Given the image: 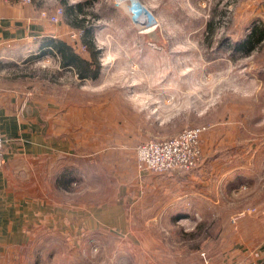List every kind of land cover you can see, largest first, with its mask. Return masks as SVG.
I'll use <instances>...</instances> for the list:
<instances>
[{"label":"rangeland","instance_id":"rangeland-1","mask_svg":"<svg viewBox=\"0 0 264 264\" xmlns=\"http://www.w3.org/2000/svg\"><path fill=\"white\" fill-rule=\"evenodd\" d=\"M262 1L139 0L151 20L140 27L130 12V0H4L23 6L24 16L48 20L58 32L56 39L85 59L91 55L82 37L89 29L87 39L98 63L89 74L97 73L96 78L80 79L72 67H64L55 47L12 68L24 85L32 82V74L40 79L33 88L40 101L49 98V114L72 112L73 118H86L90 133L105 131L102 141L96 134L90 137V148L99 142L105 149L102 158L87 157L98 160V170L89 163L82 174L75 165L86 157L74 149L69 192L73 201H80L83 183L90 196L115 206L120 203L123 211V203L128 207L142 202L156 190L148 179L175 175L188 178L180 189L175 190L176 185L172 189L191 193L197 205L182 208L175 198L149 216H264V72L258 74L264 68V53L245 54L234 48L248 35V28H256ZM78 5L81 11L75 9ZM81 20L83 28L76 25ZM35 93L26 95L35 98ZM196 127L202 132L199 159L192 169L155 174L138 160L143 146ZM207 131L211 144L203 149L201 136ZM74 137V146L80 149L79 133ZM66 181L62 176L58 183L63 186ZM56 197L66 199L59 190ZM135 210L142 216L141 205L128 208L126 215ZM118 211L117 216H124ZM220 224L224 225L191 226L208 230Z\"/></svg>","mask_w":264,"mask_h":264},{"label":"crops","instance_id":"crops-1","mask_svg":"<svg viewBox=\"0 0 264 264\" xmlns=\"http://www.w3.org/2000/svg\"><path fill=\"white\" fill-rule=\"evenodd\" d=\"M23 9L0 0V134L8 140L0 167V264H264V216H149L155 207L173 202L182 208L197 205L191 193L175 191L187 182L185 176L151 178L144 173L156 190L142 202L123 203V211L120 203L90 196L83 183L80 201H73L74 149L86 157L75 165L82 174L89 163L98 170V160L87 157L102 158L105 149L99 142L90 148V137L96 134L102 141L106 134L104 129L90 133L84 116L49 114V98L40 101L33 88L40 79L32 74V82L24 85L12 72L20 62L50 49L51 39L58 36L48 20L24 16ZM257 16L256 28L264 31V1ZM258 45L263 47L250 54L264 53V39ZM76 132L80 149L74 146ZM204 133L201 145L206 149L212 136ZM62 176L68 179L63 186L58 183ZM58 190L64 202L57 199ZM140 205L142 216L137 210L126 215L128 208ZM118 210L124 216H117ZM197 222L224 225L197 230L191 226Z\"/></svg>","mask_w":264,"mask_h":264},{"label":"built area","instance_id":"built-area-1","mask_svg":"<svg viewBox=\"0 0 264 264\" xmlns=\"http://www.w3.org/2000/svg\"><path fill=\"white\" fill-rule=\"evenodd\" d=\"M121 1L126 2L128 0ZM130 12L140 24V27L151 21L149 10L139 0H130ZM51 20L55 23L58 21L55 16H52ZM201 132L202 129L199 127L190 128L172 138L151 142L139 149L137 153L138 160L155 174H164L175 170H190L199 159V137ZM7 141V138L0 134V167L4 163V150Z\"/></svg>","mask_w":264,"mask_h":264},{"label":"trees","instance_id":"trees-1","mask_svg":"<svg viewBox=\"0 0 264 264\" xmlns=\"http://www.w3.org/2000/svg\"><path fill=\"white\" fill-rule=\"evenodd\" d=\"M78 8V9H77ZM81 5H78L75 7L76 10L81 11L82 9ZM76 25L80 27H84V21L81 20L79 22H76ZM248 28V27H247ZM263 30L252 27L251 30L248 28V35L243 38V40H240L235 42L234 48L237 51H243L245 54H250L252 51L256 48L258 43L264 39ZM259 33V36H258ZM89 34V29L85 28L84 30V36L82 37V40L84 43L83 46H88L90 50V59L83 58L80 54H78L75 49L72 48L70 44L63 40L58 39H51L50 47L56 49L57 54L60 56L61 64L64 67H72L78 77L80 79H86V78H96L97 73H93V75H90L89 72L91 69H93L94 65L95 68H98V63L96 59V52L93 48V45L91 42L87 39ZM258 36V37H257ZM94 68V69H95Z\"/></svg>","mask_w":264,"mask_h":264},{"label":"water","instance_id":"water-1","mask_svg":"<svg viewBox=\"0 0 264 264\" xmlns=\"http://www.w3.org/2000/svg\"><path fill=\"white\" fill-rule=\"evenodd\" d=\"M176 171H178V170H175L174 172H176Z\"/></svg>","mask_w":264,"mask_h":264},{"label":"bare ground","instance_id":"bare-ground-1","mask_svg":"<svg viewBox=\"0 0 264 264\" xmlns=\"http://www.w3.org/2000/svg\"><path fill=\"white\" fill-rule=\"evenodd\" d=\"M147 19V18H146Z\"/></svg>","mask_w":264,"mask_h":264}]
</instances>
